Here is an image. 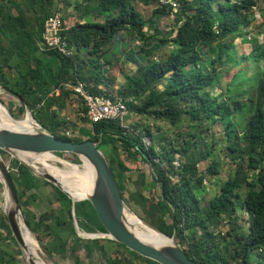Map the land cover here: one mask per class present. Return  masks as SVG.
<instances>
[{"label": "trees", "instance_id": "trees-1", "mask_svg": "<svg viewBox=\"0 0 264 264\" xmlns=\"http://www.w3.org/2000/svg\"><path fill=\"white\" fill-rule=\"evenodd\" d=\"M54 1L0 0V86L17 94L39 125L54 137L72 142L100 138L99 148L108 150L106 159L123 201L127 203L124 192L130 183L128 174L136 172L140 189L131 194V199L146 211L152 225L168 237L174 236L190 260L196 264H250L249 256L264 248V41H253L250 53L236 59L232 38L242 29L250 28L256 0H164L176 4L177 27L172 38L158 40L161 33L157 27L153 34L148 31L156 24L155 19L164 17L171 9L163 0H77L74 9L82 11L79 17L84 21L65 27V22L59 19L58 34L73 50L71 56L40 49L44 21L60 11L52 13ZM90 17L101 18L102 22H93ZM125 38L139 46L136 52L129 51L135 71L123 76L124 85L118 90V99L128 110L160 120L168 127L176 126L183 116L194 123L217 121L223 127L227 148L235 154L232 158L235 172L202 206L196 192L202 191L204 174L197 175V164L211 155L213 146L205 143L202 130L189 131L186 136L180 133L175 139L153 136L149 129L136 135L122 127L119 120L89 121L83 106L80 120L89 123L90 129L81 127L78 132L87 139H71L58 133L62 120L58 119L57 111L75 96L68 86L80 83L88 94L114 100L109 90L115 77L104 79L100 61L109 65V53L119 52ZM169 44L173 49L151 59L150 55L157 53L160 45ZM79 54H84L86 61ZM240 63L242 66L235 75L237 83L213 95L220 87L221 68ZM110 66L113 70L114 65ZM132 99L142 101L131 106ZM19 112H24L22 106ZM147 136L151 137L148 145L143 143ZM173 142L180 144L179 148ZM174 154L187 158L178 165V171L173 165ZM14 163L18 174L11 171L10 174L18 203L23 206L27 204L22 201L26 192L50 183L35 177L16 160ZM132 164H139L140 168L132 169ZM143 164L152 170L151 183L145 181ZM206 173L218 174L216 160L211 159ZM150 184L153 186L149 192L159 189L158 198L151 202L143 195ZM50 186L59 205L57 212L42 213L34 227L33 216L22 213L33 232L38 228L44 230L48 239L40 247L49 259L65 254L73 256L81 249L88 256L97 252L104 264H157L111 240L94 239L80 244L74 230L71 200ZM30 198L35 199L32 194ZM237 209L248 216L244 231L235 226ZM74 218L87 233L105 232L88 201L74 204ZM223 225L228 227L229 241H223L221 247L216 241ZM0 229L16 245L6 217L0 220ZM37 239L40 240V234ZM110 244L129 256L111 258L107 251ZM5 247L0 244V264H21Z\"/></svg>", "mask_w": 264, "mask_h": 264}, {"label": "rangeland", "instance_id": "rangeland-1", "mask_svg": "<svg viewBox=\"0 0 264 264\" xmlns=\"http://www.w3.org/2000/svg\"><path fill=\"white\" fill-rule=\"evenodd\" d=\"M77 0H55L54 6L52 7V13L55 10H60L61 7V19L65 22V27H70L76 22H82L84 20L80 19L79 16H81L82 11L75 10L74 6ZM163 3H168L171 6V9L166 13L164 17H161L159 19H155L156 24L154 27L148 31L149 34H153V29L155 27L158 28L159 32L161 33V36H157V40L161 37L169 39L172 38L175 35V29L177 27L176 21H175V13L177 12L176 4L173 2H166L163 0ZM61 4V7H60ZM58 8V9H57ZM59 12V11H57ZM59 13V15H60ZM253 13V21L251 25L249 26V29H242L235 37L232 38V41L235 45L233 49L234 57L236 59L240 58L242 55H247L250 53L252 49V42L256 41L257 43H262L264 41V2L261 0H256L255 7L252 8ZM90 20L93 22H102L101 18L92 19L90 17ZM160 37V38H159ZM124 46L122 49L117 52H111L109 53L108 62L109 65L105 61H100L103 69L102 75L104 76V79H112L115 77L114 83L111 85L109 92L111 93L112 97L119 98L118 97V90L121 89L124 85L123 76L125 74H131L135 71L134 64L129 59V51L134 50L135 52L138 50L139 46L137 42H133L128 38L124 39ZM251 40V42H250ZM110 45V44H109ZM173 49V46L171 44L167 46L160 45V50L156 53L155 51L153 54L150 55L152 58H157V55L165 53L169 50ZM161 51V52H159ZM79 56L83 59V61H86L85 55ZM211 59V56L208 57ZM242 63H240L238 66H233L232 64H229L228 66L222 67L221 71L219 72V75H221V83L219 89H215L213 91V95H217L220 93V90L223 91L227 85L230 84H236L237 78H235V75L241 67ZM110 65H114V69L112 70ZM252 70L254 68L253 65ZM89 68V66L87 67ZM228 68V70H226ZM114 76V77H113ZM245 82V81H244ZM246 86L248 83H245ZM103 88V87H102ZM101 88V89H102ZM105 89V88H104ZM159 90L163 89L162 85L158 86ZM56 94H58L56 92ZM74 98V97H73ZM0 99L3 101L4 106L6 107V110L9 112V114L19 121H22L24 117L26 116V112L20 113L19 112V106H21V103L13 96L9 95L8 93L4 92L0 87ZM76 107L70 108L67 112H59L54 109V111H57L58 119L62 120L61 125L58 128V133L61 135H66V137H69L71 139H78V140H86L87 137L85 135H82L79 131L81 127L83 129H90L89 123H82L80 120V117H82V111H83V102L80 98L76 96L74 98ZM132 101L130 104L138 105L142 100H129ZM72 106V104H70ZM79 121V123H78ZM66 124H65V123ZM81 122V125H80ZM43 123V122H42ZM64 123V124H63ZM120 125L124 128H126L130 132H135L136 135L143 134V129H149L151 132V135L153 136H164L168 138H174L178 134H182L186 136V134L190 132H196L198 133L200 130H202L201 136L204 138L205 143L212 146V152L211 155L206 160H203L197 164V175L204 174V178L202 181V191L196 192V197L199 199V203L202 206V204L205 202V200H208L210 197H213L219 190V186L225 182L229 177H232L236 164L233 162V157H235V154H232L227 146L228 142L226 141L224 137V130L223 127L215 121L214 123L207 124L206 121L202 120L198 123L192 122L188 116H183L180 118L178 124L174 127H168V125L160 120L157 119H150L144 116H140L130 110L127 109V113L125 117L123 118V121H120ZM136 127V129H134ZM186 138V137H185ZM143 143H146V145L151 144V137L147 136L143 138ZM181 143V142H180ZM173 146L175 148H179L180 144H177L176 142H173ZM199 146H197L198 148ZM174 148V149H175ZM102 149V148H101ZM203 149V147H201ZM105 157L108 153V150L102 149ZM53 155V154H52ZM1 159L3 162L8 166V169L11 172H14L15 174H18V169L15 166L13 156L7 154V153H0ZM63 161H66L71 164L79 165L81 162L78 160L77 157L71 155V154H60V156L54 155ZM123 158V157H122ZM186 157H181L178 154H174V167H176V170L178 165H182L186 161ZM211 159L216 160L218 163V174L214 176H210L206 172L207 166L211 163ZM78 162H75V161ZM17 161V160H16ZM18 162V161H17ZM19 163V162H18ZM20 164V163H19ZM55 166L57 164H54ZM132 169L140 168L139 164H132ZM141 169H143L145 173L146 183H151V168L148 164H143L141 166ZM36 177V176H35ZM128 177L130 179V183L126 186V191L124 192V198L127 203H125L126 210L129 213H133L136 217H138L141 220L148 221V215L146 211L140 207L139 204L134 202L131 199V194L136 190L140 189V180L138 177V174L136 172L128 174ZM38 178V177H37ZM176 180V178H173ZM43 180V179H41ZM45 181V180H43ZM47 182V181H46ZM51 185V184H50ZM50 185H44L41 184L35 189H32L25 193V195L22 198V201L27 203L23 206H20V216L24 220V215L22 214L24 211L29 212L32 216V223L31 225L34 227V224H36L39 220V217L44 212L49 211H58V203L55 202L53 195V189ZM153 186V184H150L149 188H144L146 191H143V195L146 196V198L151 202L153 199H157L159 196V189L156 187L154 190L155 193L150 191V188ZM4 194L5 190L3 185L0 183V220L5 217L4 212L2 210V204L4 202ZM31 194L35 197L34 201L31 200ZM76 201V200H75ZM57 210H53V209ZM71 213H72V207H71ZM247 214L245 212H242L240 209H237L235 212V226L240 227L241 230H245L247 228ZM25 222V221H24ZM150 223V222H149ZM28 227V226H27ZM28 229L31 231V233L36 238L39 246L40 243L45 244L47 242V237L42 228H38L33 232L29 227ZM158 229V228H157ZM227 226H221L219 228V231L221 232L217 243H220V246L223 241L228 243L229 237L227 236ZM159 230V229H158ZM160 231V230H159ZM161 232V231H160ZM0 233L2 236L0 237V244L6 246L5 248L9 251L10 254L15 255L16 258L21 262V264H27L25 260L23 259L21 250L17 245H14L10 239L9 235L0 229ZM37 234H40V242L37 239ZM81 236H83L81 234ZM81 239V238H80ZM89 241L88 239H81L80 244H83L84 242ZM176 242V241H175ZM231 249V246H229ZM41 248V247H40ZM78 252L74 253V255L65 254L64 256H54L53 259H50L54 264H74V259H77V264H104L102 258L100 257V254L97 252H92L89 256L83 251V250H77ZM107 251L111 258H120L121 256L123 258L128 257L129 255L123 250V249H117L114 244H110L107 246ZM46 255V254H45ZM47 256V255H46ZM121 259V258H120ZM248 261L250 264H264V248L258 249L254 251L248 258Z\"/></svg>", "mask_w": 264, "mask_h": 264}, {"label": "water", "instance_id": "water-1", "mask_svg": "<svg viewBox=\"0 0 264 264\" xmlns=\"http://www.w3.org/2000/svg\"><path fill=\"white\" fill-rule=\"evenodd\" d=\"M1 89L9 95L15 97L21 103V106L24 108V113L28 111L30 118L34 122V129L16 130L0 128V151L13 156L14 159H16L21 165L29 169L34 176L55 186L71 200L73 225L78 237L88 240H111L124 246L133 253H136L137 255L157 264H196L181 250L180 246L175 242L174 236L168 237L160 232L151 223L142 220L148 226L156 229L160 234H162L163 237L167 239L166 243L157 245L147 242L141 240L132 232L126 218V214L128 212L126 210L127 208L125 206V202L119 193L116 180L109 167L108 161L102 149L99 148V144L101 142L100 138L98 141L88 140L83 142H72L54 137L39 125V123L33 118L30 110L27 109L23 100L17 94L4 87H1ZM0 104L2 107L6 108L1 99ZM18 152L30 153L34 155L44 153L57 155L65 153L74 155L79 161L83 159L86 160L94 172L93 188L92 192L87 197H84L76 202L88 201L91 204L98 220L104 227L105 232L87 233L81 230L74 218V204L76 202L73 201L68 192L63 190L56 179L48 173H36L30 166L23 163L16 156V153ZM0 183L3 185L5 193L11 202V209L9 211H3L6 217V222L11 236L21 250L25 244L17 223V216L20 215V206L10 170L2 159L0 160ZM81 234L99 236L83 237ZM46 258L49 262L54 264L48 256H46ZM27 264L37 263L34 259H31L27 260Z\"/></svg>", "mask_w": 264, "mask_h": 264}, {"label": "bare ground", "instance_id": "bare-ground-1", "mask_svg": "<svg viewBox=\"0 0 264 264\" xmlns=\"http://www.w3.org/2000/svg\"><path fill=\"white\" fill-rule=\"evenodd\" d=\"M0 128L32 130L34 129V122L30 118L28 111H26V116L22 121L13 119L6 108L2 107L0 104ZM16 156L23 163L30 166L36 173H48L54 177L60 187L71 195L70 197H72L73 201L87 197L92 192L94 172L89 163L84 159L80 160L81 164L76 165L63 161L51 153L34 155L18 152L16 153ZM54 164L57 165L55 166ZM10 209L11 202L5 193L2 210L9 211ZM126 218L132 232L141 240L157 245L166 243L167 239L163 237L162 234L156 229L148 226L133 213L128 212ZM17 223L25 244V246L21 248V253L25 262L27 263V260L34 259L37 264H52L47 260L46 256L40 249L36 238L28 227H26V224H24L25 222L20 215L17 216ZM82 235L83 237L99 236L91 234Z\"/></svg>", "mask_w": 264, "mask_h": 264}, {"label": "built area", "instance_id": "built-area-1", "mask_svg": "<svg viewBox=\"0 0 264 264\" xmlns=\"http://www.w3.org/2000/svg\"><path fill=\"white\" fill-rule=\"evenodd\" d=\"M60 12H55L53 16L44 21L41 32V50H56L65 56L73 55V50L67 47V44L59 36L60 31ZM67 86V85H65ZM77 97H81L86 108L85 117L93 123L103 120H119L123 121L127 113V108L123 101L118 98L111 100L105 97L93 96L88 94L83 86L78 83L75 86H68ZM58 93V91L56 90Z\"/></svg>", "mask_w": 264, "mask_h": 264}, {"label": "crops", "instance_id": "crops-1", "mask_svg": "<svg viewBox=\"0 0 264 264\" xmlns=\"http://www.w3.org/2000/svg\"><path fill=\"white\" fill-rule=\"evenodd\" d=\"M61 7V6H60ZM61 9H62V7H61ZM61 9H60V11H61ZM59 11V12H60ZM60 16H61V13H60ZM75 98V96H72L70 99H68L67 101H66V103H65V106H64V108L61 110V112H67V111H69L70 110V108H72V107H76L77 105L75 104V100H74V98ZM76 99H77V97H76ZM70 104H72V106L70 105ZM78 123H79V121H78Z\"/></svg>", "mask_w": 264, "mask_h": 264}]
</instances>
